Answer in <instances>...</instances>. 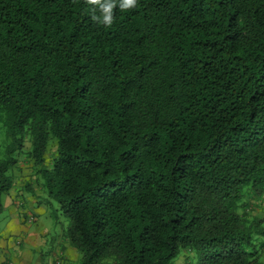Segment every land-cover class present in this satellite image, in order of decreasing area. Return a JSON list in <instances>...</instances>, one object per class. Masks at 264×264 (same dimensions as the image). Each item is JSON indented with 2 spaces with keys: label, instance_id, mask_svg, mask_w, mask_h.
I'll use <instances>...</instances> for the list:
<instances>
[{
  "label": "trees",
  "instance_id": "1",
  "mask_svg": "<svg viewBox=\"0 0 264 264\" xmlns=\"http://www.w3.org/2000/svg\"><path fill=\"white\" fill-rule=\"evenodd\" d=\"M93 7L0 0V200L25 155L76 264H264V0Z\"/></svg>",
  "mask_w": 264,
  "mask_h": 264
},
{
  "label": "crops",
  "instance_id": "2",
  "mask_svg": "<svg viewBox=\"0 0 264 264\" xmlns=\"http://www.w3.org/2000/svg\"><path fill=\"white\" fill-rule=\"evenodd\" d=\"M43 201L31 196L16 199L8 197L6 205L11 210L14 223L9 225V231L0 236V264H58V254L64 257L61 264L77 263L79 254L68 246L63 234L58 240L50 237L48 242L47 236L51 230L48 225L40 222L35 228L28 226L45 213ZM55 250L57 255L54 257Z\"/></svg>",
  "mask_w": 264,
  "mask_h": 264
},
{
  "label": "rangeland",
  "instance_id": "3",
  "mask_svg": "<svg viewBox=\"0 0 264 264\" xmlns=\"http://www.w3.org/2000/svg\"><path fill=\"white\" fill-rule=\"evenodd\" d=\"M53 151H55V146H53L51 149V152ZM15 166L16 168L13 170L15 186L8 194H5L4 196H2V199L0 200V236L4 235V233L9 231L11 229V226L9 225L14 223L12 221L11 210L9 206L6 205L8 197H10V199H16L20 197L24 198V197L31 196L33 198L45 199L48 196L47 193L44 192L38 186L37 181H36V176L32 169V161L29 160L28 157H26L25 155L19 156L18 162ZM28 181L32 183L33 189L35 190V195L30 193L29 190L25 187V184ZM47 199L42 202L44 203L43 208L45 209V213L36 222L29 223L30 225L28 226H30L31 228H35L37 227V225L41 223H43L44 225L45 224L48 225V227L51 229L49 231V236H47V241L49 242L50 237H55L56 240L59 239V236L62 235L63 232H65L66 229L68 228L69 220L60 211V206L56 200L51 199V202L49 203ZM254 204L256 205L253 206V208L251 207L250 212H252V214L264 216V198L260 201L257 200V202H255ZM35 206L37 207V205ZM37 214L39 215V213ZM56 252L57 251L55 250V253ZM54 255H57V253L53 254V256ZM59 257H60V254H58L57 256V261H58V264H61L62 262Z\"/></svg>",
  "mask_w": 264,
  "mask_h": 264
},
{
  "label": "clouds",
  "instance_id": "4",
  "mask_svg": "<svg viewBox=\"0 0 264 264\" xmlns=\"http://www.w3.org/2000/svg\"><path fill=\"white\" fill-rule=\"evenodd\" d=\"M86 3L94 6L92 19L104 27L112 25L114 10L117 6L121 11H127L137 6V0H86ZM96 12L99 14H95Z\"/></svg>",
  "mask_w": 264,
  "mask_h": 264
}]
</instances>
